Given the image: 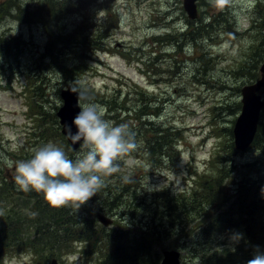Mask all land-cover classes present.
<instances>
[{"label": "rangeland", "instance_id": "obj_1", "mask_svg": "<svg viewBox=\"0 0 264 264\" xmlns=\"http://www.w3.org/2000/svg\"><path fill=\"white\" fill-rule=\"evenodd\" d=\"M40 1L18 0L20 6H29L26 15H19L13 7L17 0H0V178L4 176L8 182H14V169L5 161L29 158L34 149L49 141L62 146L67 154L74 153V156L79 151V148L72 150L66 142L55 140L53 134L33 138V133L38 135L40 128L28 116L25 101L26 90L32 84L40 85L43 96L37 98L45 108L48 104L56 109L62 105L60 92L66 84L83 90L93 87L109 95H116L114 92L120 90L133 104L134 97L139 96L128 94L129 89L141 93L143 102L147 96L152 98L151 106L156 114H147L143 119L153 121L155 127L164 131H172L170 127L180 128L182 136L177 148L179 157L174 165L150 166L149 159L142 155L146 153L140 152L139 147L120 162V172L125 175L134 172L139 179L136 189L146 196L165 188L174 194L187 189L195 172H209L208 162L217 153H235L232 159L238 165L263 153V144L260 143V148L254 142L243 151L236 150L233 135L224 136L218 132L221 128L233 127L241 108V87L255 82L260 75L259 67L264 62V3L262 8L258 7L261 0H229L225 5H217L213 0H197L198 16L195 19L188 18L182 0H96L92 5L91 0H82L81 5L86 7L82 13L88 18L83 32L86 39L84 36L75 39L86 43L101 32L105 35L103 49L91 52L85 44V59L83 55L73 59V63L84 65L85 69L71 73L70 67L66 66L67 77H63L58 67L48 65L52 56L58 62L63 59L71 62L72 59L67 54L58 55V44L48 50L45 27L52 30L59 27L38 8L42 6ZM31 11H36L45 22L30 20ZM80 14L67 12L61 27L72 29L78 24ZM93 21L103 27L101 31L87 30ZM210 22L208 30L199 28L200 23ZM185 29L196 41L193 45L185 42L179 50L176 43ZM174 37L177 41L172 40ZM201 38L207 40L201 41ZM45 52L48 54L44 62L47 65L41 70L39 59ZM144 62L150 65L147 74ZM260 93L264 98V87ZM132 103H126V106L130 107ZM238 103L239 109L236 108ZM107 115L109 118L110 114ZM116 120V123L129 126L135 123L132 116H125V112H119ZM262 123L264 107L259 118V124ZM50 124L48 120L46 126ZM215 125L221 128L217 127V130ZM147 133L151 137L152 131ZM135 138L138 143L141 136ZM257 139L264 140V134ZM151 207L148 205L147 209ZM97 213L112 218L109 228L115 224L124 226L125 222L133 226L136 220L127 216L118 221V215L101 210ZM87 216L91 217L90 214ZM193 217L194 213L189 216L188 229L191 224L197 226ZM96 221L102 224L97 218ZM167 231L173 234L160 237L153 246V252L160 255L158 263L162 250L177 249L181 253L180 264H193L192 246L202 242L196 235V228L185 237L175 235V228H167ZM229 233L224 232L221 240L222 246L230 249L238 241H234V236ZM30 250L5 256L0 264H44L41 253L35 255ZM102 259L104 256L95 248L88 252L77 248L72 254L60 256L58 264H101Z\"/></svg>", "mask_w": 264, "mask_h": 264}, {"label": "trees", "instance_id": "obj_2", "mask_svg": "<svg viewBox=\"0 0 264 264\" xmlns=\"http://www.w3.org/2000/svg\"><path fill=\"white\" fill-rule=\"evenodd\" d=\"M93 1L96 0H91V5ZM81 2L82 0H42V6L38 7L59 27L56 30L45 27L48 50L58 44V55L67 54L72 59L71 62L66 59L58 62L54 56L51 57L48 65L58 67L63 77L69 76L65 74L66 66L70 67L71 73H79L85 69L84 65L73 63V59H80L82 55L83 60L85 59V44L92 49L91 52L103 49L105 35L101 32L86 43L75 39L83 36L86 39L83 32L88 18L83 14L86 7L83 8ZM19 4L17 0L14 9L19 15H26L29 6ZM67 12L81 13L78 15V24L70 30L61 27ZM28 18L38 23L45 22L36 11H31ZM210 26L211 22L199 24V28L204 30H208ZM102 28L93 21L87 30L101 31ZM179 35V41L176 43L179 50L186 43L192 44L196 41L189 36L187 29ZM184 35L186 37L183 40ZM176 37L172 40L177 41ZM203 40L207 38H201V41ZM46 58L48 59L47 52L39 59L41 70L47 65L44 63ZM144 63L148 73L147 68L150 65ZM85 91L92 101L106 107L109 118L115 122L119 112H125L126 117L132 116L135 123L130 127L135 136H141L138 150L146 153L142 155L149 159L150 166L158 167L163 163L174 165L177 162V148L182 130L170 127L173 128L172 131H164L161 127H155L153 121L143 119L147 114H156L151 106L152 98L147 96L143 102L141 93L129 89L128 94L139 96L134 97L133 104L127 97L122 96L120 90L114 92L116 95L96 91L93 87ZM26 92L28 116L36 122V127L40 128L38 135L33 133V138L50 137L53 134L55 140L66 142L60 132L57 109L51 104L45 108L37 98L43 96L40 85L32 84ZM128 102L132 103L130 107L126 106ZM236 108L239 109V103ZM48 120L51 124L46 126ZM149 130L152 131L151 137L147 133ZM218 132L224 133V136H232V127L221 128ZM262 133L264 134V123H258L253 142L254 145L258 143L260 148V143L263 144V153H258L256 159L238 165L234 164L232 159L235 153H217L208 162L209 172H195L190 187L179 193L174 194L165 188L146 196L142 190L136 189L139 179L134 172L126 175L118 172L108 178L106 186L81 207L78 213H73L69 208H50L42 195L18 191L15 183L8 182L3 176L0 178V260L32 248L30 251L35 255L41 253L42 261L47 264V260L50 262L55 258L58 261L60 256L72 254L77 248H84V252L85 249L88 252L90 248H95L99 255L104 256L101 264H157L160 255L153 252V246L158 243L160 237L173 234L168 232L167 228H175V235L178 237L188 236V233L196 228V235L202 242L192 246L193 264H247L257 248L264 252V140L257 139ZM73 154L68 153L70 157ZM148 205L152 207L147 209ZM97 210L118 215V221L127 216L135 217L136 220L133 226H128L125 222L124 226L115 224L116 226L109 228L110 225L98 224ZM192 213L197 226L191 224L188 229L187 224L191 222L189 216ZM88 214L91 217L87 216ZM227 231H230V235L241 236L234 248L222 246L224 242L221 236Z\"/></svg>", "mask_w": 264, "mask_h": 264}, {"label": "clouds", "instance_id": "obj_3", "mask_svg": "<svg viewBox=\"0 0 264 264\" xmlns=\"http://www.w3.org/2000/svg\"><path fill=\"white\" fill-rule=\"evenodd\" d=\"M213 2L225 5L229 0ZM70 90L77 95L79 111L71 124L64 125V133L72 145H79V151L70 157L62 146L49 141L29 158L5 163L14 169L18 191L35 192L50 208L77 213L106 186L108 178L121 171L120 162L137 150L138 143L131 127L108 118L106 107L92 101L85 90ZM240 238L237 234L233 240ZM247 264H264V252L257 248Z\"/></svg>", "mask_w": 264, "mask_h": 264}, {"label": "water", "instance_id": "obj_4", "mask_svg": "<svg viewBox=\"0 0 264 264\" xmlns=\"http://www.w3.org/2000/svg\"><path fill=\"white\" fill-rule=\"evenodd\" d=\"M183 9L189 18L197 16L196 0H182ZM260 78L251 84L244 85L240 89L241 108L237 118L234 121L232 134L234 146L238 150L246 149L253 141L255 136L260 110L264 105V101L258 91L264 86V62L260 66ZM72 87L67 84L60 92L62 105L57 110V117L61 126V133L65 137L64 125L71 124V121L79 111L78 99L75 92L71 91ZM75 131V128H73ZM66 138V137H65ZM72 149H76L79 145H72L67 140ZM97 219L103 225L111 223L112 219L104 214H98ZM162 257L158 264H180V251L177 249L162 250ZM49 264H58L55 258L51 259Z\"/></svg>", "mask_w": 264, "mask_h": 264}, {"label": "flooded vegetation", "instance_id": "obj_5", "mask_svg": "<svg viewBox=\"0 0 264 264\" xmlns=\"http://www.w3.org/2000/svg\"><path fill=\"white\" fill-rule=\"evenodd\" d=\"M258 3H259V2H258ZM263 3H264V0H261L260 3H259V5L257 4L258 7L262 8V7H263ZM260 42H261V41H260ZM260 42L258 43V45L260 44V46H261L262 43H260Z\"/></svg>", "mask_w": 264, "mask_h": 264}, {"label": "snow or ice", "instance_id": "obj_6", "mask_svg": "<svg viewBox=\"0 0 264 264\" xmlns=\"http://www.w3.org/2000/svg\"><path fill=\"white\" fill-rule=\"evenodd\" d=\"M224 3V0H221V4H223Z\"/></svg>", "mask_w": 264, "mask_h": 264}]
</instances>
